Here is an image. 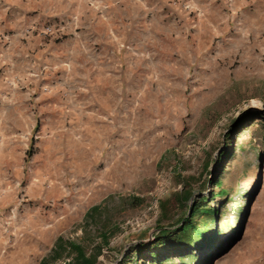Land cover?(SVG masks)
<instances>
[{
	"label": "rangeland",
	"instance_id": "1",
	"mask_svg": "<svg viewBox=\"0 0 264 264\" xmlns=\"http://www.w3.org/2000/svg\"><path fill=\"white\" fill-rule=\"evenodd\" d=\"M188 1L182 7L191 15ZM92 2L8 0L9 16L16 15L19 24L31 21L41 33L51 25L53 32L42 34L62 41L79 33L78 13ZM229 13H213L214 29L202 22L168 23L166 32L157 27L149 52L125 58L127 74L111 84L102 79V94L96 77H89L86 89L78 56L65 69L56 60L48 69L51 90L40 89L36 130L35 122L19 125L14 117L0 124L9 138H0V236H8L9 246L19 245V264H35L37 255L56 264L60 257L53 258L51 248L58 236L87 253L98 249L96 258L105 247L95 264H136L128 256L133 246L152 241L160 227L177 226L170 223L174 217L209 197L214 175L228 189L229 200L220 207L223 247L201 264H264V0H254L232 20ZM238 19L241 29L231 26ZM63 44L57 46L62 50ZM49 78L41 82L47 86ZM6 81L18 79L10 74ZM47 100L55 108H47ZM246 110L259 118L239 125L225 140ZM223 145L231 156L220 163ZM250 172L255 177L247 186ZM187 176L193 179L185 206L171 197L160 218L158 202L181 190ZM132 197L140 204H130ZM91 206L97 210L86 216Z\"/></svg>",
	"mask_w": 264,
	"mask_h": 264
},
{
	"label": "crops",
	"instance_id": "2",
	"mask_svg": "<svg viewBox=\"0 0 264 264\" xmlns=\"http://www.w3.org/2000/svg\"><path fill=\"white\" fill-rule=\"evenodd\" d=\"M185 1L94 0L90 7L78 13L79 33H72L73 36L56 41V38L45 37L31 21L19 24L16 15L9 16L12 8H9L8 0H0V124L8 123L10 117H14L19 125L37 122L40 109L43 108L38 101L40 89L47 87V92L51 90L52 77L48 75V69L56 67V60L65 69L70 67L73 60L77 61L78 56L82 76L86 77L89 86L86 89L89 91L92 85L89 77H96V83L100 86L98 93L102 94V79L103 83L111 84L112 80L127 74L123 64L125 58L142 55L146 50L149 52L147 46L157 37L153 31L157 27L163 25L166 32L168 23L175 22L177 27H193L202 22L205 27L212 26L214 29L213 13L228 10L229 20H232L238 15L240 17L246 6L254 2L232 0L227 4L226 0H189L190 9L194 11L190 15L182 7ZM240 22L241 19H238L231 26L241 29L242 25L237 26ZM226 24L223 28L229 27V22ZM60 43H64L62 50L57 46ZM119 44H131L132 47L120 49ZM10 74L17 77L19 82L16 81L15 84L12 81L8 84L6 79ZM44 78H49L47 86L45 82H41ZM87 104H91V101ZM45 105L47 108H55V102L49 100ZM98 107L100 108L99 103L95 108ZM94 114L97 115V112ZM6 136L0 129L1 140L9 139ZM17 166L19 167L18 164L11 163L5 165L9 169ZM3 215L7 216V213ZM7 240V235L0 236V264H19V245L9 246ZM36 252L39 254L38 245ZM41 258L37 255L35 264Z\"/></svg>",
	"mask_w": 264,
	"mask_h": 264
},
{
	"label": "trees",
	"instance_id": "3",
	"mask_svg": "<svg viewBox=\"0 0 264 264\" xmlns=\"http://www.w3.org/2000/svg\"><path fill=\"white\" fill-rule=\"evenodd\" d=\"M256 118H259L257 111L246 110L241 112L233 121L224 139H228V136L235 132L239 128V125L244 122H252ZM32 130H36V123ZM29 148H27L26 152H30ZM230 156V150L223 145L222 150L217 155V159L221 163L229 159ZM204 169H206V160L202 164V170ZM187 178V182L183 181L181 190L171 192L167 198L158 202L160 218L166 215L167 205L171 197L175 199L180 207L185 206V201H187L190 194V190L186 187L189 180L191 181L193 177L187 176ZM208 182L211 186L214 185V190L210 191L209 197L198 198L188 205L186 211L184 209V212L182 211V213L174 217L170 223L175 222L177 226L160 227L152 241L138 243L133 246L128 256L134 257L136 264H144V260L150 264H173V258H177L179 262H188L190 259H193L196 263L201 264L203 261L210 260L214 256L215 250L223 247V243L220 241V236L223 232L220 221V207L222 203L229 200L227 198L228 189L222 186L217 175L211 177ZM215 198L220 199L215 202L218 204H212ZM132 202L139 205L141 199L132 197L130 204ZM96 208V206H91L85 215H91L97 210ZM100 240L106 243L107 236L101 234ZM196 251L199 254H194ZM97 254L98 249L90 250L87 253L82 246L64 240L59 236L56 237L51 248V256L53 258L70 255V260L66 264H94ZM38 264L46 263L44 259H41Z\"/></svg>",
	"mask_w": 264,
	"mask_h": 264
},
{
	"label": "built area",
	"instance_id": "4",
	"mask_svg": "<svg viewBox=\"0 0 264 264\" xmlns=\"http://www.w3.org/2000/svg\"><path fill=\"white\" fill-rule=\"evenodd\" d=\"M184 5H185V8H186L187 6H189L188 3H185ZM184 5H183V7H184ZM58 28H59V29H62L63 26H58ZM52 32H53V26H51V25H48V26H46V27H44V28L42 29V33H45V34H51ZM34 137H35V135H34ZM105 250H106L105 247L101 248V250H100V254H99V255L97 256V258H96L97 261H102V256L106 253ZM69 260H70V255H63L62 257H60V258L57 260V263H56V264H66V263L69 262ZM94 264H95V263H94Z\"/></svg>",
	"mask_w": 264,
	"mask_h": 264
},
{
	"label": "bare ground",
	"instance_id": "5",
	"mask_svg": "<svg viewBox=\"0 0 264 264\" xmlns=\"http://www.w3.org/2000/svg\"><path fill=\"white\" fill-rule=\"evenodd\" d=\"M255 174L254 172H250L245 178L244 183L248 186L254 180Z\"/></svg>",
	"mask_w": 264,
	"mask_h": 264
}]
</instances>
